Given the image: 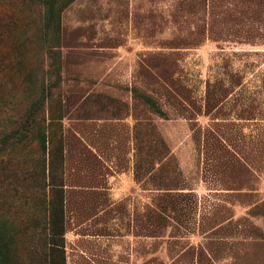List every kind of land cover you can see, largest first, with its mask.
Listing matches in <instances>:
<instances>
[{
  "label": "rangeland",
  "instance_id": "obj_1",
  "mask_svg": "<svg viewBox=\"0 0 264 264\" xmlns=\"http://www.w3.org/2000/svg\"><path fill=\"white\" fill-rule=\"evenodd\" d=\"M264 264V0H0V264Z\"/></svg>",
  "mask_w": 264,
  "mask_h": 264
},
{
  "label": "trees",
  "instance_id": "obj_2",
  "mask_svg": "<svg viewBox=\"0 0 264 264\" xmlns=\"http://www.w3.org/2000/svg\"><path fill=\"white\" fill-rule=\"evenodd\" d=\"M61 161L62 156L60 155V151L58 156L50 157L49 163V180L51 181V189H52V201H51V222H50V232H51V245L54 247L50 250L52 253L53 263L57 264L56 256L54 252H58L61 254L62 247V236H63V228H62V206H61V191L57 188V186L61 185ZM55 187V188H54ZM62 264V255L59 257V263Z\"/></svg>",
  "mask_w": 264,
  "mask_h": 264
}]
</instances>
